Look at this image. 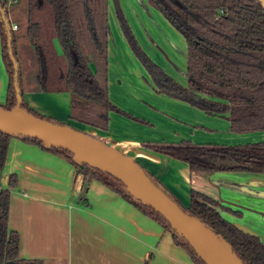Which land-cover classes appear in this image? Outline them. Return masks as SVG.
<instances>
[{
    "label": "crops",
    "instance_id": "crops-1",
    "mask_svg": "<svg viewBox=\"0 0 264 264\" xmlns=\"http://www.w3.org/2000/svg\"><path fill=\"white\" fill-rule=\"evenodd\" d=\"M118 8L149 56L180 82L168 71L170 59L164 56L168 51L177 53L187 79V42L167 25L162 13L148 0H108L109 98L120 109L109 112L108 128L72 119L69 91H44L29 85L24 99L36 112L84 129L132 156L184 207L190 205L192 189L213 197L220 202L226 220L264 242V173L216 170L192 174L187 162L144 146L182 141L240 144L264 140V132L233 133L227 117L157 92L123 35ZM9 81L0 29V105L7 101ZM13 174L18 181L11 188L9 228L19 233L22 258L40 259L44 264H145L147 260L148 264H196L162 224L101 181L86 182L83 173L53 151L12 137L2 172L3 187H8ZM85 187L86 201H82Z\"/></svg>",
    "mask_w": 264,
    "mask_h": 264
},
{
    "label": "trees",
    "instance_id": "trees-1",
    "mask_svg": "<svg viewBox=\"0 0 264 264\" xmlns=\"http://www.w3.org/2000/svg\"><path fill=\"white\" fill-rule=\"evenodd\" d=\"M18 4L22 0H16ZM29 20L27 38L38 63L35 89L69 91L71 118L94 127L107 129L109 112L120 111L109 98L108 0H24ZM149 4L179 31L187 42L188 85L185 86L157 64L139 43L124 12L117 18L133 54L147 71L156 91L183 100L208 114L221 115L231 121L233 133L264 132V7L259 0H148ZM9 0H0V29L3 58L10 81L7 101L11 110L17 104L14 85L15 68L9 53L5 19ZM14 55L16 38L11 29ZM17 58V57H16ZM18 60V59H17ZM19 84L23 96L21 83ZM55 83V84H53ZM22 107L30 114L66 125L32 109L24 97ZM12 137L37 144L67 158L86 182L97 179L118 192L171 232L175 242L184 247L196 264H206L192 246L180 236L169 221L150 205L134 198L124 182L110 172L90 164L74 161L73 153L45 145L41 140L16 136L0 129V264H44L40 259H26L19 254L20 236L9 228L11 188L17 176L11 175L8 187L1 183L9 142ZM148 149L172 156L189 164L192 174L216 170H249L264 173V140L240 144L145 143ZM60 150V151H59ZM230 157L237 164L216 166L207 160ZM160 186L163 184L151 173ZM86 188V187H85ZM188 214L199 217L227 240L244 264H264V242L257 235L243 231L226 220L220 202L192 189L188 207L172 196ZM86 201L85 195L81 198ZM145 264H148V260Z\"/></svg>",
    "mask_w": 264,
    "mask_h": 264
},
{
    "label": "water",
    "instance_id": "water-1",
    "mask_svg": "<svg viewBox=\"0 0 264 264\" xmlns=\"http://www.w3.org/2000/svg\"><path fill=\"white\" fill-rule=\"evenodd\" d=\"M259 1L264 7V0ZM5 24L9 35V53L15 68L14 85L17 104L11 110L0 105V129L16 136L39 139L50 147L64 148L73 153L75 162L90 164L110 172L124 182L126 190L134 198L150 205L165 217L172 228L192 246L206 264H244L227 240L199 217L185 212L132 156L88 132L34 116L22 107L20 66L11 42L12 24L8 19H5ZM94 160H98L101 164H95ZM207 161L216 166L230 167L237 164L230 157L225 160ZM85 191L86 188L81 196Z\"/></svg>",
    "mask_w": 264,
    "mask_h": 264
},
{
    "label": "rangeland",
    "instance_id": "rangeland-1",
    "mask_svg": "<svg viewBox=\"0 0 264 264\" xmlns=\"http://www.w3.org/2000/svg\"><path fill=\"white\" fill-rule=\"evenodd\" d=\"M25 9H26V6H25L24 0H22V2H20L18 4H10L7 7V14L9 17L8 20L10 21L11 24L16 23L18 25V29L14 30V35L16 38L15 52H16V57L18 59L19 66H20L21 81H22L21 83H22L24 93L27 91L29 85L38 86V83L36 80L38 63H37V60H36V57L34 54V48L30 44V41L28 40L27 35H26L29 17H28V14L26 13ZM163 17H164V15H163ZM167 22L169 23L167 25L174 30L175 34L179 35L180 37L183 36V39H185L184 35L181 32H179L168 20H167ZM176 39L177 40L179 39L178 36ZM166 40L168 41L167 38H166ZM186 45H187V43H186ZM168 52L166 54L164 53V56L166 57V55H167V57H168V59H170V63H171L170 66L167 65L168 71H170L171 73H174L176 77H178L184 83L187 84L188 80L182 74V71H184V68L180 66L181 63H183V59L177 58V53H168ZM170 52H172V51H170ZM175 63L178 64L177 67L173 65ZM185 64L187 65V60H186ZM181 80H179V81L182 82ZM53 84H55V83H53ZM169 112H171V111H169ZM39 114H41V113H39ZM43 116H45V115H43ZM75 128H77V127H75ZM80 130H84V129H80ZM56 152H58V151H56ZM57 154H59V153H57ZM59 155H61V154H59ZM168 192H169V190H168ZM170 194L172 196H174V198H176L173 193H170ZM180 204L183 205L182 202H180Z\"/></svg>",
    "mask_w": 264,
    "mask_h": 264
},
{
    "label": "built area",
    "instance_id": "built-area-1",
    "mask_svg": "<svg viewBox=\"0 0 264 264\" xmlns=\"http://www.w3.org/2000/svg\"><path fill=\"white\" fill-rule=\"evenodd\" d=\"M15 2H17V1L16 0H9V5L12 3H15ZM11 27L13 30H16L18 28V25L16 23H14L11 25Z\"/></svg>",
    "mask_w": 264,
    "mask_h": 264
},
{
    "label": "bare ground",
    "instance_id": "bare-ground-1",
    "mask_svg": "<svg viewBox=\"0 0 264 264\" xmlns=\"http://www.w3.org/2000/svg\"><path fill=\"white\" fill-rule=\"evenodd\" d=\"M95 164H101L98 160L93 161Z\"/></svg>",
    "mask_w": 264,
    "mask_h": 264
}]
</instances>
